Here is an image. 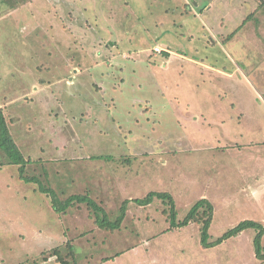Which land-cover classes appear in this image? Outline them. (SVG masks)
<instances>
[{
  "label": "rangeland",
  "instance_id": "obj_1",
  "mask_svg": "<svg viewBox=\"0 0 264 264\" xmlns=\"http://www.w3.org/2000/svg\"><path fill=\"white\" fill-rule=\"evenodd\" d=\"M263 75L251 1L0 0V264H261Z\"/></svg>",
  "mask_w": 264,
  "mask_h": 264
},
{
  "label": "trees",
  "instance_id": "obj_2",
  "mask_svg": "<svg viewBox=\"0 0 264 264\" xmlns=\"http://www.w3.org/2000/svg\"><path fill=\"white\" fill-rule=\"evenodd\" d=\"M0 148L7 154L8 156V164H14V165H18L19 166V171L21 174L22 168L25 166L26 164V160L23 158V156L21 155L18 147L16 146L13 137L9 131V128L7 126V122H6V117L4 115L3 109L0 107ZM20 179L25 180V181H29L30 180L28 178H23V175H20ZM150 198L153 197V195H149ZM149 197H147L146 199H148ZM159 199H162L163 205L165 206H172L174 209V204L173 201L171 200V197L166 196L164 194L162 195H158ZM72 200H78V201H84V199L80 198V197H71L68 198L67 200L61 201L57 207L60 208L61 211H65L70 205H72ZM78 202V203H80ZM140 203V202H139ZM88 205V211H91L92 205L91 204H87ZM57 209V208H55ZM211 209L212 207L208 204V202L201 201L198 202L197 204L194 205L192 211L190 212V214L182 221L181 224H179V226H183V225H188L189 223H196L201 225V233H203L205 235V232L208 228V225L210 223V219H211ZM201 210V211H200ZM59 211V210H58ZM57 211V212H58ZM165 213V211H164ZM173 213L175 214V211L173 210ZM102 224H100L101 227L107 226L108 224H104V222H101ZM245 225H249V226H254L255 224L253 223H247ZM109 228H113L112 226H110ZM262 231H259L256 238L254 239V246H255V250H256V255L257 258L260 259L261 264H264V247L261 246V237H262ZM66 248V255L65 257H63L61 255V252L59 251L58 248L54 249L52 251V253L57 256V261L60 264H68L69 260H74V256H75V250L74 247L71 245L70 242H67L65 245Z\"/></svg>",
  "mask_w": 264,
  "mask_h": 264
},
{
  "label": "crops",
  "instance_id": "obj_3",
  "mask_svg": "<svg viewBox=\"0 0 264 264\" xmlns=\"http://www.w3.org/2000/svg\"><path fill=\"white\" fill-rule=\"evenodd\" d=\"M247 1H251L256 3L257 5H264V0H243L244 3H246ZM246 20V19H245ZM248 20V19H247ZM262 80H264V75L261 78ZM3 109V107H1Z\"/></svg>",
  "mask_w": 264,
  "mask_h": 264
},
{
  "label": "built area",
  "instance_id": "obj_4",
  "mask_svg": "<svg viewBox=\"0 0 264 264\" xmlns=\"http://www.w3.org/2000/svg\"><path fill=\"white\" fill-rule=\"evenodd\" d=\"M155 51L159 52V50H158V49H155Z\"/></svg>",
  "mask_w": 264,
  "mask_h": 264
}]
</instances>
